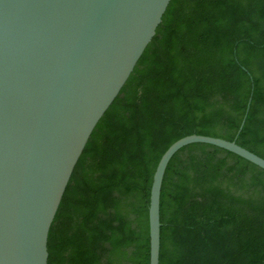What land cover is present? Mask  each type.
<instances>
[{
	"label": "trees",
	"instance_id": "trees-1",
	"mask_svg": "<svg viewBox=\"0 0 264 264\" xmlns=\"http://www.w3.org/2000/svg\"><path fill=\"white\" fill-rule=\"evenodd\" d=\"M194 133L264 158V0H169L74 166L47 264H149L155 166ZM159 218V264H264V169L184 145L165 168Z\"/></svg>",
	"mask_w": 264,
	"mask_h": 264
},
{
	"label": "water",
	"instance_id": "water-1",
	"mask_svg": "<svg viewBox=\"0 0 264 264\" xmlns=\"http://www.w3.org/2000/svg\"><path fill=\"white\" fill-rule=\"evenodd\" d=\"M168 2L0 0V264H47L48 233L74 166ZM195 142L264 169V158L235 140L194 133L172 142L150 185L149 264H159L165 168Z\"/></svg>",
	"mask_w": 264,
	"mask_h": 264
}]
</instances>
